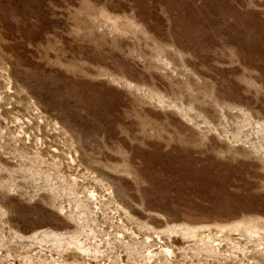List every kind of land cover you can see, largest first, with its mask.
<instances>
[{"label": "rangeland", "instance_id": "374dc122", "mask_svg": "<svg viewBox=\"0 0 264 264\" xmlns=\"http://www.w3.org/2000/svg\"><path fill=\"white\" fill-rule=\"evenodd\" d=\"M0 264H264V0H0Z\"/></svg>", "mask_w": 264, "mask_h": 264}, {"label": "bare ground", "instance_id": "6f19581e", "mask_svg": "<svg viewBox=\"0 0 264 264\" xmlns=\"http://www.w3.org/2000/svg\"><path fill=\"white\" fill-rule=\"evenodd\" d=\"M23 132V131H22ZM93 198H95V197H93ZM94 201V200H93Z\"/></svg>", "mask_w": 264, "mask_h": 264}]
</instances>
